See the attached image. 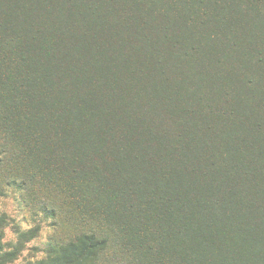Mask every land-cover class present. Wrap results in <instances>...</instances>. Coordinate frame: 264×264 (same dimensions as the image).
Wrapping results in <instances>:
<instances>
[{
    "label": "trees",
    "instance_id": "1",
    "mask_svg": "<svg viewBox=\"0 0 264 264\" xmlns=\"http://www.w3.org/2000/svg\"><path fill=\"white\" fill-rule=\"evenodd\" d=\"M5 189L45 264H264V0H0Z\"/></svg>",
    "mask_w": 264,
    "mask_h": 264
},
{
    "label": "clouds",
    "instance_id": "2",
    "mask_svg": "<svg viewBox=\"0 0 264 264\" xmlns=\"http://www.w3.org/2000/svg\"><path fill=\"white\" fill-rule=\"evenodd\" d=\"M20 195L5 193L0 196V213L6 217L0 229V257L5 253H14L10 258L0 259V264H45L49 254L44 248L49 237L53 236L52 229L45 223L38 225L34 222L32 213L21 211L22 205L16 203ZM33 230H36L35 236L21 240L22 233ZM17 245H22L19 251L16 250Z\"/></svg>",
    "mask_w": 264,
    "mask_h": 264
},
{
    "label": "rangeland",
    "instance_id": "3",
    "mask_svg": "<svg viewBox=\"0 0 264 264\" xmlns=\"http://www.w3.org/2000/svg\"><path fill=\"white\" fill-rule=\"evenodd\" d=\"M5 193L12 194V193H15V192H13V191L10 190V189H5ZM5 193H4V194H5ZM4 194H1V193H0V196H2V195H4ZM15 194H16V193H15ZM14 199H16V198H14ZM16 203H17L18 206L22 205V207H21V211H27V212L32 213V212H31V209L27 206L26 203H24V200L22 199L21 196H19V198L16 199ZM0 215H2V213H0ZM32 220H33L34 222H36L37 224L45 223V224H47V226H48L50 229H52L50 222H48L47 219H46V217H45L44 215H42V214H40V215H34V214L32 213ZM50 237H51V236H50ZM50 237H49V239H50ZM48 241H49V240H48ZM42 247H44V246L42 245Z\"/></svg>",
    "mask_w": 264,
    "mask_h": 264
}]
</instances>
